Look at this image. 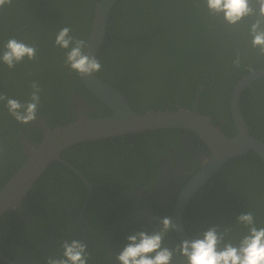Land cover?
Returning a JSON list of instances; mask_svg holds the SVG:
<instances>
[{
	"label": "trees",
	"instance_id": "16d2710c",
	"mask_svg": "<svg viewBox=\"0 0 264 264\" xmlns=\"http://www.w3.org/2000/svg\"><path fill=\"white\" fill-rule=\"evenodd\" d=\"M93 3L94 0H13L11 6L1 8V50L7 39L15 37L35 45L39 53L34 60L25 57L11 69L0 63V94L26 101L31 82L37 79H28V73L44 68L53 69L62 92L67 81L80 89L79 75L64 63L66 50L53 43L54 32L69 26L73 36L85 40ZM249 23L246 18L236 25L228 24L222 13H210L204 0H118L109 15L104 43L96 54L102 68L95 74L119 89L131 108L140 113L168 106L191 108L196 88L208 85L213 75L214 86L201 91L197 100L201 113L199 103L209 97L223 76L238 79L264 67V57H259L251 45ZM237 54L241 59L239 67L232 63ZM16 68L23 71L24 80L18 78ZM252 85L254 89L247 88L242 96V101L245 96L248 103L245 116L252 134L264 143V77ZM43 93L41 90L40 97L45 96ZM248 96L252 101H247ZM21 129V123L0 101V145L4 147L0 153V187L24 161L18 142ZM165 130L173 136L188 132L175 128L149 130L125 134L122 139L83 141L65 149L62 158L92 185L90 194L86 195L88 187L69 167L51 162L20 207L0 217L2 253L17 264H45L46 257L59 256L62 241L79 239L87 245L88 264H119L115 254L127 243L126 237L137 231L158 230L160 219L168 217L171 210L170 204L145 201L133 192L139 179L146 180V169L156 162L153 155L157 136H171ZM41 137L39 134L37 140ZM88 149L94 150L99 163L83 164L77 158ZM260 165L264 170L263 163ZM232 183L226 186V192H217L219 196L213 200L216 205L212 200L210 207L202 205L209 217L196 210L185 213L189 235L195 237L212 226L228 227L231 230L226 239L237 242L247 228L235 218L246 211L253 213L258 228L264 227L263 181L249 188L250 193L243 191L244 197L237 195V182ZM179 242L172 229L163 240L169 248ZM182 261L183 257L174 255L173 264ZM0 264L6 263L0 260Z\"/></svg>",
	"mask_w": 264,
	"mask_h": 264
},
{
	"label": "flooded vegetation",
	"instance_id": "af4514ba",
	"mask_svg": "<svg viewBox=\"0 0 264 264\" xmlns=\"http://www.w3.org/2000/svg\"><path fill=\"white\" fill-rule=\"evenodd\" d=\"M95 1L96 0H94L93 4H95ZM16 31L17 30L13 31L11 35ZM0 52H2L1 47ZM38 53L39 50H37V54ZM52 70L53 69L48 71L44 68L39 72L30 71L28 73V79L30 77L37 78L35 81L39 84L40 89L44 91L43 95L45 96L40 99L37 119L28 124H21L22 129L19 132L18 142L22 145L21 151L24 159L31 150L32 145L39 141L37 140L39 134L43 137L44 131H46L48 127L52 130L58 126L83 117L98 118L107 116L111 113L110 109L83 85L80 76H78L80 89H75L73 86L69 85L67 81L62 92L61 88H59L60 84L55 78V72L52 74ZM16 71L20 73L18 78L24 80V75H22L23 71L21 72L17 68ZM43 76L47 77L45 79L39 78ZM240 77L241 75L238 76V79H232V76H223L217 88L212 89L209 97L205 96V100L199 103L201 105V110H203V112L200 113L197 109V100L201 91L214 86L215 77L211 75L208 85L200 84L196 88L195 100L192 102L191 106L193 107L195 105L198 113L208 118L210 122L227 137H233L236 134L237 125L234 119L236 115L232 113L231 94ZM108 84L111 85L110 83ZM247 88L253 90L254 86L246 87L240 92L238 110L236 112L240 114V117L248 130V135L262 141L260 138L252 134L250 123L245 116L248 103H246L245 96L242 101V96ZM117 90L125 97L119 89ZM215 92H219L220 95H217ZM254 92L259 95L256 90ZM176 96L177 95H174L173 98H176ZM125 99L128 102L126 97ZM247 101H252V97L248 96ZM257 124V118L253 119V125H255L256 130L258 128ZM164 132L168 135L172 134L169 133L171 132L170 130H165ZM177 134L179 135L157 136L158 138L155 140L157 151L153 155L156 162L151 169H146L148 172L146 180L139 179L138 186L133 187V192L139 195L140 198L145 201H156L163 205L170 204L172 206L168 215V217H170L172 209L177 206V203L187 186L192 181L202 178V182H200L194 196L191 197L190 201H188L182 211L184 217L186 212L189 214V212L195 210L207 214V211L202 205L210 207V200L213 201L216 196H219V194H217L218 191L226 192L227 185L231 187L229 184H232L233 186L232 180L237 182L240 187L237 191V195L240 197H244L243 191L250 193L249 188L257 187V184L260 181H263L261 188L262 192L264 186V170H262L260 164L263 163L264 167V162L259 154L249 150L243 154L233 156L228 160L217 162L216 155H214L212 151L209 150V148L192 132H178ZM122 135L107 136L101 139H122ZM257 135L260 137V134ZM75 153L70 156H74ZM77 158H79L83 164L93 162L99 163L94 150L91 149L84 151V154ZM63 160L65 159L63 158ZM67 163L70 164L69 162ZM81 176L82 178L78 177L86 184V179L82 174ZM89 185L90 186L86 184L88 187L86 195L90 194L92 188L90 183ZM262 199L261 193V200ZM213 205H216L214 201ZM216 208L217 207H215L214 210ZM147 209L149 210V207ZM207 216L209 217L210 214L208 213ZM258 217L261 216L258 215ZM183 223H185L184 219ZM218 230L223 231L224 227H218ZM227 237L228 236H226V238Z\"/></svg>",
	"mask_w": 264,
	"mask_h": 264
},
{
	"label": "water",
	"instance_id": "95a60500",
	"mask_svg": "<svg viewBox=\"0 0 264 264\" xmlns=\"http://www.w3.org/2000/svg\"><path fill=\"white\" fill-rule=\"evenodd\" d=\"M117 1H95L91 26L85 39L88 43V47L84 49L86 53L96 56L104 43L109 15ZM263 77L264 67H260L242 74L235 84L231 94V107L232 113L236 115L234 119L237 128L233 137H227L208 118L198 113L195 105L191 108L176 107L174 109L147 110L143 113L136 112L116 88L99 79L96 74L88 77L80 76L83 85L98 100L103 102L111 113L98 118L83 117L52 130L47 129L44 131V136L32 145L21 165L0 187V217L7 211L20 207L22 200L32 188L34 182L51 162L64 163L77 176L82 178L81 173L75 167L63 160L62 153L65 149L83 141L127 133L175 128L196 135L216 155L217 162L228 160L249 150L259 154L264 162V143L248 135V130L240 114L236 112L240 92L246 87H251L255 80ZM200 182H202V178L192 181L182 193L177 206L172 209L170 218L172 223L176 225L173 231L180 241L194 238L185 229L182 211L191 197L194 196ZM86 184L90 186L89 183L86 182ZM262 198L264 203V186ZM0 260L6 264H17L4 255L1 249Z\"/></svg>",
	"mask_w": 264,
	"mask_h": 264
},
{
	"label": "clouds",
	"instance_id": "9594fccd",
	"mask_svg": "<svg viewBox=\"0 0 264 264\" xmlns=\"http://www.w3.org/2000/svg\"><path fill=\"white\" fill-rule=\"evenodd\" d=\"M210 13H222L223 19L230 25H236L246 18L250 20L249 35L251 45L257 49L259 57H264V0H204ZM13 0H0V8L11 6ZM69 26L61 27L55 34L54 45L65 49V65L81 77L92 76L102 68L100 60L84 49L88 43L71 34ZM35 45H29L15 37L7 39L0 52V63L14 68L25 57L36 58ZM239 67V54L232 61ZM251 70V69H250ZM41 89L36 81L31 82L28 100L21 102L5 94H0V101L5 102L8 113L19 123L28 124L37 119ZM48 129H50L48 127ZM4 147L0 145V153ZM244 225L247 232L237 242L226 239L230 228L223 231L218 226L209 227L192 239H184L175 246H164L167 232L176 228L170 217L160 219L161 227L152 232L137 231L126 237L127 243L115 254L119 264H173L176 254L183 257L182 264H264V227H257L251 211H246L235 218ZM222 245V247H220ZM58 257L48 256L45 264H88L87 245L79 239L64 240L60 245Z\"/></svg>",
	"mask_w": 264,
	"mask_h": 264
}]
</instances>
